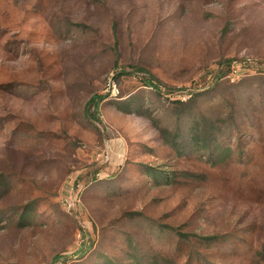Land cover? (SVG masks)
<instances>
[{"label": "rangeland", "instance_id": "obj_1", "mask_svg": "<svg viewBox=\"0 0 264 264\" xmlns=\"http://www.w3.org/2000/svg\"><path fill=\"white\" fill-rule=\"evenodd\" d=\"M0 264H264V0H0Z\"/></svg>", "mask_w": 264, "mask_h": 264}, {"label": "built area", "instance_id": "obj_2", "mask_svg": "<svg viewBox=\"0 0 264 264\" xmlns=\"http://www.w3.org/2000/svg\"><path fill=\"white\" fill-rule=\"evenodd\" d=\"M98 154H99V157H102L103 161H105V162L110 159V153L107 149L100 151ZM78 199H79V197L76 193L71 194V196H69L67 199H65V205L70 210L75 206L76 202L79 201Z\"/></svg>", "mask_w": 264, "mask_h": 264}]
</instances>
